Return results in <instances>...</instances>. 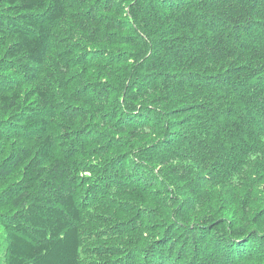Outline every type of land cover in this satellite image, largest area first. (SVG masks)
I'll use <instances>...</instances> for the list:
<instances>
[{"label":"trees","instance_id":"obj_1","mask_svg":"<svg viewBox=\"0 0 264 264\" xmlns=\"http://www.w3.org/2000/svg\"><path fill=\"white\" fill-rule=\"evenodd\" d=\"M144 126L152 141L113 155L122 141L136 145L131 136ZM24 137L35 142L19 144ZM261 158L264 0H0V183L20 168L0 190V209L12 210L1 217L6 264H80L90 247L79 202L151 182L165 219L159 235L145 238L144 251L100 243L93 263L207 264V246L249 232L258 240L243 222L259 218L241 209L234 224L188 216L208 185L261 169Z\"/></svg>","mask_w":264,"mask_h":264},{"label":"rangeland","instance_id":"obj_2","mask_svg":"<svg viewBox=\"0 0 264 264\" xmlns=\"http://www.w3.org/2000/svg\"><path fill=\"white\" fill-rule=\"evenodd\" d=\"M70 28L71 27L69 26V29ZM58 44L61 45V41L54 42L50 49V54L47 59V64L49 66L54 65L56 59L55 53L58 51L57 47H59ZM74 70H76V68L71 70V74L74 73ZM82 72L83 70L79 68L80 75H82ZM53 77L56 78L58 75L54 74ZM42 79L43 77L40 76V81ZM70 79L71 78H69V80ZM47 82L52 84L53 81L47 78ZM58 86L62 87V85ZM122 102H125L124 97H122ZM52 122V131L56 132L58 129V123L55 122V119H52ZM137 131V133L132 134L131 142H139L135 143L136 145L134 146H132L130 142H120L116 145L117 147L113 153L114 156L124 154V152H132L140 145V143H146L149 140L152 141V137L154 138L155 136L152 134V128L150 127L144 126L143 129ZM17 142L19 144L33 145L35 140H28L24 137L18 139ZM61 147V144H57L55 147V155L61 153ZM83 158L88 161L93 160L91 156H83ZM254 162H257V160H254ZM257 164H261V169H242L237 173L234 181H229V183L219 184L217 186L208 185L206 190L208 192L210 191L211 194L204 195L203 202L200 204L199 212H196L193 216H188L189 219L194 220L200 216L210 217V215H212L225 218L234 224L235 221L241 222L243 220L242 218H237L233 213L235 211L239 212L241 209L243 216L248 217L249 219H253L255 216H258L259 218L258 223L255 225L248 226L243 222L245 228L251 227L253 231L257 229L262 233L261 235L259 234L260 238L258 240L252 241L251 237L253 233L249 232L250 234L248 233L244 238H236L234 242L231 241L232 246H229L230 243L228 246H225L223 241H218V247L209 248L206 245L207 250L205 257L210 258L207 264H264L262 255L258 257V254L264 248V240L262 239V237H264V158H261L260 162ZM19 169L20 168H17L14 174L0 183V190L2 187L7 186L11 180L18 179L20 175ZM163 183L166 184L165 182ZM125 185H127V183H122L121 186ZM149 185L151 186L144 185L143 183L137 184L136 186L130 184L127 187V190L121 191L118 195L112 193L111 190H106L94 195L88 200L89 202L84 203L83 200L79 202L84 210V219L81 223V229L85 233L84 238L87 240L84 248L90 247L87 248V251L82 255L80 264H96V262L93 263V261H97V257L95 255H89V252L90 250H93V248L98 247L100 243H104L107 246L125 245L127 248H134L127 243V241H129V243H132L135 247L139 248L140 251L146 250L144 244L145 238L157 237L159 233L154 231V227L165 222L163 215L159 212L160 209H158L159 205L157 199L160 197V194H158L159 191H157L158 186L152 182L149 183ZM169 191H173L175 197L178 194L177 190L170 189ZM167 193L166 189L162 196L166 197ZM81 195L82 193L79 191L78 196L83 198V195ZM90 201H96L98 203L89 204ZM118 201H120L122 205H120ZM137 206L138 208L136 209ZM115 207L116 209L112 210ZM11 211V208L8 207L0 209V264H6V242L4 239L6 236V229L1 223V217L11 214ZM103 219L105 220L103 221ZM117 223H127L125 230H122L123 235H119L117 231L111 230ZM95 227L100 228L94 231L96 229ZM103 227L104 231L101 230ZM231 248H234L237 251L235 252L236 256H234V260H232L233 257H229L232 253L229 255L227 254L228 258L224 257L222 254V251L224 250L231 252ZM116 260L117 259L111 256H104L100 259L101 264H113Z\"/></svg>","mask_w":264,"mask_h":264}]
</instances>
